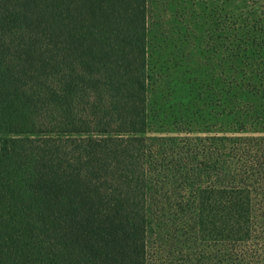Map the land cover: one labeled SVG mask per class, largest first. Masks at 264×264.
<instances>
[{"label": "trees", "instance_id": "16d2710c", "mask_svg": "<svg viewBox=\"0 0 264 264\" xmlns=\"http://www.w3.org/2000/svg\"><path fill=\"white\" fill-rule=\"evenodd\" d=\"M238 3L202 43L214 122L154 135L149 0H0V264H264V0Z\"/></svg>", "mask_w": 264, "mask_h": 264}, {"label": "rangeland", "instance_id": "374dc122", "mask_svg": "<svg viewBox=\"0 0 264 264\" xmlns=\"http://www.w3.org/2000/svg\"><path fill=\"white\" fill-rule=\"evenodd\" d=\"M239 0H149L150 55L153 80L150 87L149 134L176 135L181 123L204 128L214 122L202 45L209 22L224 14L238 12ZM211 29V27H210ZM14 138L0 124V153ZM156 251V238L151 242ZM157 258V256H155ZM155 257H153L155 259ZM164 255L159 254L158 260ZM154 264V263H153Z\"/></svg>", "mask_w": 264, "mask_h": 264}]
</instances>
